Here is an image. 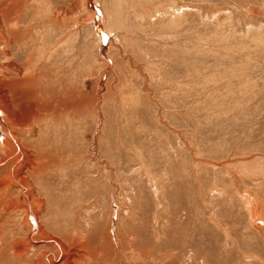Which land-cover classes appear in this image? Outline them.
Masks as SVG:
<instances>
[{"label": "rangeland", "instance_id": "rangeland-1", "mask_svg": "<svg viewBox=\"0 0 264 264\" xmlns=\"http://www.w3.org/2000/svg\"><path fill=\"white\" fill-rule=\"evenodd\" d=\"M0 33L3 123L31 120L60 85L69 96L75 118L55 114L49 151L30 155L57 157L32 185L76 259L264 264V0H0Z\"/></svg>", "mask_w": 264, "mask_h": 264}, {"label": "bare ground", "instance_id": "bare-ground-1", "mask_svg": "<svg viewBox=\"0 0 264 264\" xmlns=\"http://www.w3.org/2000/svg\"><path fill=\"white\" fill-rule=\"evenodd\" d=\"M7 4L9 5V3H7ZM85 7H87V6H85ZM175 7H174V9H175ZM85 9L83 8V11H85ZM90 15H91V13H90ZM103 16H104V14H103ZM171 23L172 22H170V24ZM103 26H105V25H103ZM110 26H112V25H110ZM106 32H104V34L107 35V33L110 32L113 36L112 38H114V39L116 38L117 34H115V33H117V32L114 33L113 28H111L107 33ZM101 34L102 33L100 32V36H101ZM0 35H1V33H0ZM2 37H3V35L0 36V40ZM111 39L107 40L109 45L113 43ZM5 54L8 55L7 52H5ZM6 64H7V62H6ZM17 66H15V67H17ZM23 66H24V68H22V71L20 70L22 75L25 76V78H27L28 81L31 80L30 82L34 83V80H33L34 77L30 76V74L34 71L32 69L33 68L32 65H30V59ZM10 67H11V65H10ZM30 82H29V84L31 86ZM57 88L58 89L54 90L52 94L50 93L51 97L49 99H47L46 101L45 100L39 101L41 99V97L38 95L37 100L39 101V103H37V106L35 107L36 110L33 113V116H30L32 118L31 120L23 119L22 116L19 114L17 117L18 119H15L14 122L9 124L8 122L3 123L2 117L0 116V119H1L0 135H2V137H0V176H1V173H3V176H5L3 178V180L0 179V192H2L3 194H6V199H9L10 195L13 192L12 190L16 189V192H15L16 197L12 200L5 201L4 205H6V203H8L7 204L8 207L5 209L7 214L11 213V211H18L17 214L19 215V218H18L19 220L17 221V223L15 225L16 227L14 226L15 228L13 230L9 231L10 235H12V237H6V236H8L7 232L5 231L6 233H4L3 228H0V251H5L7 254V257L4 259L6 261V264L8 262L12 263V261H13V264H41L42 260H45V264H52L55 259L57 260V258L63 260V263H61V264H72V263L83 264L84 262L87 261V260H85L83 262V260L81 258L76 259V256H78L76 249H75V251H73V249H74L73 247H75L76 245L70 246L67 243H65L64 237H66V236H64L63 232L66 231V228L61 229L59 226V223L62 220V217H60V215H59V220L57 217L51 216V219H52L51 223L47 222V219L45 218V214H44V212L46 211L44 208V202L49 204V202L52 201V198H51L50 194H49V196L46 195L45 197H43L44 195L41 196L40 189H42V186H41V188L39 187L36 190V192H37L36 193L34 191V185H32V183L34 182L32 180L33 179L32 178L33 173L36 170H39L40 171L39 178L41 180H44L45 177L49 178L48 177L49 169H47L46 167H48V165H50V163L56 162V159H57V157H55V156L50 157L48 155V153L46 154V156L41 155L42 156L41 158L35 159L34 157H32L30 155L31 152H33L32 148H33V150L41 151L44 153L49 151V149L44 145L43 139H47V138L45 137L46 135H43V134H44V132H47L51 123L53 124V126L52 125L51 126L54 127L56 129V131H58L60 129L58 127V125L62 124L63 122L62 121L57 122L58 119L55 120L56 116H58V118L61 120H63L64 118H67V121L70 119L71 115L73 116V118H75V114H74L73 110L69 111V109H71L72 107L71 106H68L66 108L64 107L65 105H70L69 96L65 95V91L63 90V86L60 85ZM30 89H31V87H30ZM67 91H69L68 88H67ZM17 92H18V90H17ZM42 95L44 96V94H42ZM47 95H49V94H47ZM43 96H42V98H43ZM67 103H69V104H67ZM72 112H73V114H72ZM55 114H57V115L54 117ZM75 121H77V120H75ZM36 130H38L37 133L40 134L39 138L34 137V133L36 132ZM24 133L32 134L31 135L32 139L29 140V142H28L29 145H32L31 148L24 145V143L28 140V139L26 140L22 137L24 135ZM60 135H61V133H60ZM34 141H37V143H34ZM50 150H52V149H50ZM54 166H55V164H54ZM56 166H57V164H56ZM58 166L60 167V170L63 171L60 173H62V181H63L61 183H62V185H64L65 184V178L67 179V181H69V179H70L68 177V172H67L68 167L63 163V161H61V164ZM56 168H58V167H56ZM39 183H41V181ZM36 194H38L39 197L36 196ZM21 197H23V199ZM34 205H38L40 208L41 207L42 208L41 209L37 208V210H36L33 207ZM0 207H1V204H0ZM43 208L45 211L42 210ZM2 209H3V206H2ZM1 210H0V215L3 213ZM40 216H41V218H44V220H45V221L41 220L43 222V224L40 221ZM3 217L4 216H0V222H1V220L3 221ZM29 219L30 220L34 219L35 222L33 225L30 224ZM64 220L66 222V219H64ZM76 222H77L76 220H74V221L72 220V224L74 227H70V229L74 230L77 227ZM70 223H71V221H70ZM6 229H8V228H6ZM17 234H19V237H20L19 239H16L14 237ZM37 239L42 240L43 245L40 248H36L35 247L36 244H33L34 241ZM40 240H37V241H40ZM83 241L84 242L79 241V243H80L79 246H82V247H83V245L87 246L85 239H83ZM57 255H59V256H57ZM88 256H89V254H88ZM89 259H90V257H89ZM91 259L89 260V262L92 261Z\"/></svg>", "mask_w": 264, "mask_h": 264}]
</instances>
